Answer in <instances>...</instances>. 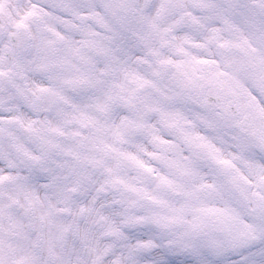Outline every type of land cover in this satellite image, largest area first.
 Returning a JSON list of instances; mask_svg holds the SVG:
<instances>
[{
	"label": "snow or ice",
	"instance_id": "obj_1",
	"mask_svg": "<svg viewBox=\"0 0 264 264\" xmlns=\"http://www.w3.org/2000/svg\"><path fill=\"white\" fill-rule=\"evenodd\" d=\"M0 264H264V0H0Z\"/></svg>",
	"mask_w": 264,
	"mask_h": 264
}]
</instances>
